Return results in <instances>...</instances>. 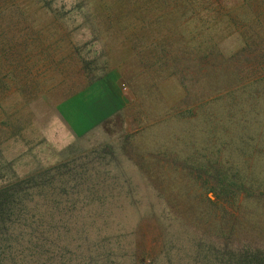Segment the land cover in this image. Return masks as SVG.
Segmentation results:
<instances>
[{"label":"rangeland","instance_id":"374dc122","mask_svg":"<svg viewBox=\"0 0 264 264\" xmlns=\"http://www.w3.org/2000/svg\"><path fill=\"white\" fill-rule=\"evenodd\" d=\"M5 186L73 264L264 255V0H0Z\"/></svg>","mask_w":264,"mask_h":264},{"label":"trees","instance_id":"16d2710c","mask_svg":"<svg viewBox=\"0 0 264 264\" xmlns=\"http://www.w3.org/2000/svg\"><path fill=\"white\" fill-rule=\"evenodd\" d=\"M88 118L91 120L84 118L87 125V121L95 122L91 112ZM73 129L78 135L82 132L75 124ZM16 191L12 186L0 188V264H73L69 260V224L66 226L69 208L64 213L63 203L51 202L53 198L38 204L27 198L25 193ZM48 204L53 207L51 212L47 208L46 213L41 214L40 205ZM80 252L79 246L72 250L74 257ZM229 255L228 264H264V255L258 251L243 254L232 252ZM83 264L101 262L88 258Z\"/></svg>","mask_w":264,"mask_h":264}]
</instances>
